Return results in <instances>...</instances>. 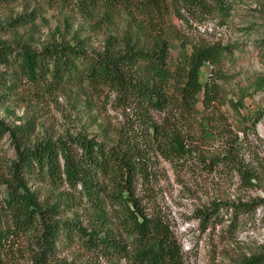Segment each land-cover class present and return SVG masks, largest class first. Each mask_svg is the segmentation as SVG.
<instances>
[{
    "label": "trees",
    "instance_id": "1",
    "mask_svg": "<svg viewBox=\"0 0 264 264\" xmlns=\"http://www.w3.org/2000/svg\"><path fill=\"white\" fill-rule=\"evenodd\" d=\"M183 1L199 0H77L84 12L123 7L154 11L159 16L170 2L177 5ZM24 16L10 19L0 31L27 24ZM153 39L139 44L129 39L115 42L109 36L97 52L67 40H53L41 47L26 40L15 45L0 41V65L12 67L20 81L50 90L63 85L85 86L115 107L134 109L140 122V132L117 130L113 143L78 132L20 144L15 135L16 157L10 163L9 176L2 181L8 196L4 206L0 205V264H17L9 255L14 229L36 233L38 249L32 251V264H182L181 246L170 224L146 213L135 194L138 179L151 176L147 166L153 155L168 161L177 177L182 167L190 173L195 167L217 168L236 171L246 185L251 184L252 172L235 158L239 142L224 141L221 122H211L209 114H202L197 106L201 102L203 110H208L222 101L218 70L205 82H201L200 72L204 63L219 66L227 47L219 43L194 46L170 67L169 44L162 32ZM260 42L264 44V38ZM252 85L264 91V74ZM229 103L238 109L242 98ZM261 117L264 119V108L255 119ZM7 132L14 136L0 120V139ZM215 145V151L209 152ZM30 175L71 191L60 192L52 204H45L27 186ZM223 205L220 200L213 201L212 211ZM63 206L82 209L87 224H82L81 214L60 217ZM66 242L81 247L89 260L49 261ZM237 264H264V249L244 255Z\"/></svg>",
    "mask_w": 264,
    "mask_h": 264
},
{
    "label": "rangeland",
    "instance_id": "2",
    "mask_svg": "<svg viewBox=\"0 0 264 264\" xmlns=\"http://www.w3.org/2000/svg\"><path fill=\"white\" fill-rule=\"evenodd\" d=\"M21 14L28 23L5 27L0 31V41L15 45L26 40L41 47L53 40H67L97 52L109 36L115 42L129 39L140 44L153 42L160 31L169 44L170 67L194 46H226L219 66L212 68L204 63L200 72V80L205 82L213 70H218L216 81L222 101L208 110H203L201 102L197 106L202 114H209L211 122H221L224 141L239 142L234 155L252 172L251 184L246 185L236 171L217 168L195 167L190 173L182 167L177 177L168 161L153 155L147 166L151 176L138 179L135 194L146 213L170 224L181 246L182 264H237L244 255L264 249V119H255L264 108V91L252 85L264 74V44L260 42L264 38V0L170 2L161 16L154 11L123 7L84 12L77 0H0V27ZM238 98H242V106L237 109L229 100ZM150 114L158 117L156 112ZM137 116L134 109L115 107L85 86L44 89L20 81L12 67L0 65V120L14 133H4L0 139V205L4 206L8 196L2 181L9 176L10 163L16 157L15 135L20 144L65 138L78 132L113 143L117 130L124 134L140 132ZM216 148L209 147V152ZM26 182L45 204H52L60 192L71 191L65 185H51L31 175ZM217 200L224 205L212 211V202ZM61 209L63 218L82 213L78 207ZM79 219L87 224L82 214ZM111 226L119 230L114 223ZM14 231L9 255L17 264H32V251L38 249L36 233ZM59 250L49 261L89 260L73 242L60 244Z\"/></svg>",
    "mask_w": 264,
    "mask_h": 264
}]
</instances>
